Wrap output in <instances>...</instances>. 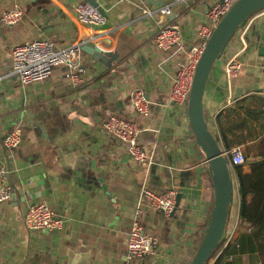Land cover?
I'll return each mask as SVG.
<instances>
[{"label": "crops", "instance_id": "1", "mask_svg": "<svg viewBox=\"0 0 264 264\" xmlns=\"http://www.w3.org/2000/svg\"><path fill=\"white\" fill-rule=\"evenodd\" d=\"M78 1L0 0V16L14 7L22 11L18 24L0 25V167L12 188L11 198L0 204V264H121L143 186L158 194L174 189L181 198L169 216L145 205L141 222L159 245L139 264H189L208 224L213 186L187 114L168 99L185 56L157 50L153 36L158 26L175 24L189 49L198 29L208 25L205 11L219 0H155L171 5L167 15L147 0H94L106 18L100 26L76 20ZM249 20L244 40L236 33L215 62L202 107L222 150L239 147L252 159L264 140V11ZM35 40L57 48L80 43L100 53L82 51L84 73L75 83L57 67L48 79L22 87L12 71V50ZM236 54L241 69L229 81L225 65ZM136 88L149 101L145 116L129 104ZM111 115L138 124V143L153 154L150 166L136 163L102 128ZM16 127L20 145L3 150V135ZM243 171L249 173V166ZM233 179L222 245L209 264H264L249 225L239 218ZM33 203H45L63 216L65 230L28 232L24 214Z\"/></svg>", "mask_w": 264, "mask_h": 264}, {"label": "built area", "instance_id": "2", "mask_svg": "<svg viewBox=\"0 0 264 264\" xmlns=\"http://www.w3.org/2000/svg\"><path fill=\"white\" fill-rule=\"evenodd\" d=\"M187 0H172V3ZM238 0H219L210 6L204 14L208 25H202L197 31V42L189 49L185 47L182 32L175 24H165L157 27L153 36V45L157 50H174L177 54L185 56V62L180 64L172 77L169 90V101L180 111L187 114L189 93L197 63L202 56L207 40L210 38L217 23L226 15ZM171 5L158 9L161 15L170 13ZM74 13L76 20L85 26H100L106 18L98 7L85 0L75 4ZM22 20V11L18 7L4 12L0 16L2 27L13 26ZM251 20H246L238 29L237 34L243 41L250 27ZM240 54L231 57L225 65L227 80L235 78L241 69ZM12 71L18 77L20 86L27 87L37 82L48 79L54 68L63 67L67 70V77L73 82L79 80L84 73L82 66L81 44L76 43L64 48H57L47 40H35L14 47L11 56ZM129 104L136 115L145 116L148 113L149 101L144 91L140 88L133 89L129 94ZM102 128L118 140L131 158L141 165L148 167L152 164L153 154L138 143L141 129L135 121L111 115L102 122ZM22 140L21 130L16 127L5 133L1 139V146L5 151L16 149ZM230 166L244 165L245 157L239 147L232 148L224 153ZM8 172L0 167V204L11 198L12 188L8 183ZM176 191L167 190L158 194L143 186L141 188L135 220L128 233L127 246L124 260L121 264H139L143 258L154 254L158 248V237L150 233L141 222L145 205L161 211L169 216L175 210ZM67 220L56 214L45 203H33L26 208L24 226L28 232L61 233L65 230Z\"/></svg>", "mask_w": 264, "mask_h": 264}, {"label": "water", "instance_id": "3", "mask_svg": "<svg viewBox=\"0 0 264 264\" xmlns=\"http://www.w3.org/2000/svg\"><path fill=\"white\" fill-rule=\"evenodd\" d=\"M85 1L97 7L94 0ZM147 3L153 7L164 6L163 2L155 0H147ZM261 11H264V0H238L213 29L195 69L189 93L187 118L194 141L208 165L214 199L207 227L189 264H209L213 252L224 236L236 190L225 151L209 132L204 119L202 107L204 88L215 62L220 59L238 29L247 19ZM81 50L91 56L100 53L98 48L85 45L81 46ZM180 198L181 195L178 194L175 208L178 207Z\"/></svg>", "mask_w": 264, "mask_h": 264}, {"label": "trees", "instance_id": "4", "mask_svg": "<svg viewBox=\"0 0 264 264\" xmlns=\"http://www.w3.org/2000/svg\"><path fill=\"white\" fill-rule=\"evenodd\" d=\"M245 165L249 166V173L243 171ZM231 169L237 184L239 218L249 225L258 249L264 255V140L258 144L254 158L245 157L244 165L231 166ZM222 241L223 238L212 255L221 247Z\"/></svg>", "mask_w": 264, "mask_h": 264}]
</instances>
